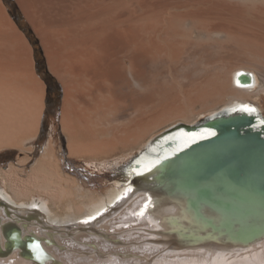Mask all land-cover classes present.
<instances>
[{"label":"bare ground","instance_id":"1","mask_svg":"<svg viewBox=\"0 0 264 264\" xmlns=\"http://www.w3.org/2000/svg\"><path fill=\"white\" fill-rule=\"evenodd\" d=\"M17 1L62 83L69 156L111 158L146 143L147 149L124 165L121 187L103 196L80 190L53 134L35 160L48 86L31 39L0 0V152L18 150V161L2 170L11 196L0 191V264H40L8 247L9 231L34 239L31 252L39 241L53 258L45 264H76L75 253L100 252L103 243L127 246L119 229L136 238L134 248L150 247L139 254L149 257V249V264H264L261 205L233 214L217 201L230 194L203 195L206 183L178 186L165 178L187 173L171 163L196 160L186 152L220 128L235 124L252 136V146L264 145V0ZM207 111L216 114L196 125ZM178 120L183 124L150 140ZM197 192L202 197L194 204ZM60 206L72 209L60 214ZM114 221L121 226L107 225Z\"/></svg>","mask_w":264,"mask_h":264},{"label":"rangeland","instance_id":"2","mask_svg":"<svg viewBox=\"0 0 264 264\" xmlns=\"http://www.w3.org/2000/svg\"><path fill=\"white\" fill-rule=\"evenodd\" d=\"M15 2H16L17 6L20 9L21 14H22V17L20 19V24L22 25V27L24 26L26 29L30 28L31 32L33 33V36H35V38H36V39L34 38V40L38 41V47L39 48L36 45H34V43H33V46L35 48L36 66H37V57H39V55H40L39 50H41V52H42V54H43V56L45 58V61H46V64L48 66V69H49L50 73L56 78V80L58 81V83L60 85L61 91H62V98L60 100V104H59L58 108L55 107V104L49 106V108H47V106H46L45 115H44V122H43V127H42L43 129H42L39 137L36 139V142H37L36 143V145H37V149L36 150L37 151H36L35 156H34L35 160L39 157V155H41L44 147L47 145V143H48V141L50 139V136L53 134L54 138H55V141L57 143V147L59 149V156L61 158L63 167H64L65 171H67L68 173L72 174L73 176H75L79 180V182L81 184V189L80 190L83 193L86 191L87 195H96V194L97 195L100 194V196L107 195L115 187H117V188L121 187V186H118L117 182L122 177L121 176V172H122V169L124 168V165L129 163L133 159V157H135V155L138 156L143 151H145L147 149V143L142 145L139 149H137L133 153L132 152L131 153H129V152H121V153H119V154H117V155H115L114 157H111V158H103V159H97V158H75V157L69 156L68 147H67V137H66V135L63 132L62 124H61L62 102H63V95H64L62 83L60 82L59 78L50 70L47 58L45 56V51H44V49L42 47V44H41L39 36L37 35L36 31L34 30V27L32 26L31 22L28 20V18L25 17L26 15L21 10L22 8L19 6L18 1L15 0ZM6 5H7L8 9L10 10V7L8 6V4H6ZM29 38H30V36H29ZM248 71L252 72V70H249V69H248ZM256 87H258V84L256 85ZM50 101L51 102L55 101V103H56L58 101V94L51 93ZM260 101L262 102V105L264 106V93L262 94V97H261ZM252 102H253L252 105L256 106L255 100H253ZM215 114H216V111L204 112L203 114L200 115L198 120L195 122L196 125H199V124H201L203 122L208 121ZM175 124L176 125H181L183 123L181 121H179V120L176 121V123H174L173 125L168 126V127L164 128V129L160 130L159 132L155 133L150 138V140L155 141L158 137H160V135H162L163 133L173 129V127L176 126ZM17 161H18V150H16V149H6V150H2L0 152V191H6V194H8L9 196H11V193L7 191V181L2 175V170L9 169L11 164L15 163ZM175 163H179V162H175ZM175 163H171V164H175ZM186 163H190V162L184 161V164H186ZM183 179H184V177H183ZM183 179H180V180H175L174 179V182H175L174 184L178 185V186H186V184L183 183L184 182ZM201 197H202V195L197 192L196 197L192 199L193 203L194 204L198 203L197 201H199V199ZM34 198L40 199V195L35 193L34 194ZM47 200H49V199L47 197H45L44 201H47ZM217 201L224 208H230V210L233 211V214H236V213L238 214L240 210L245 211V210L249 209L250 206L256 204L254 202L252 203L251 200L248 201V202L240 200L236 196H233V195H230V199L218 198ZM256 205H258V204H256ZM71 209L72 208H69V206H64V207L60 206V207L56 208V211H58L60 214H64L65 212L70 211ZM107 225L114 226L115 228H119L121 226L119 221H114V222L108 223ZM107 231L111 232L109 230H107ZM120 231H122L123 233L120 232ZM119 232L123 234L124 239L128 237L127 239L129 240V242L127 243V246L126 245H123V246L124 247H128L129 246V248H130V246L133 244L132 247L134 248V246H135L134 242H135L136 238L130 237V236H132V234L128 236L129 233L128 232H124L121 229H119ZM119 232L116 231L117 234H119ZM111 233L114 234L115 232L113 231ZM126 234H127V237L125 236ZM133 234H135V233H133ZM109 236H111V235L109 234ZM117 237H119V236H117ZM119 238H121V240L123 241V237H119ZM128 240H126V242ZM130 240H133L131 245L129 244ZM142 244L140 243V246H138L139 250H138V248H134L133 249L131 247L130 248L131 252H130V250L128 251L130 254H134V250L137 249V250H135L136 251L135 254L138 255L139 257H135V254H134V257H132L133 255H130L129 253L127 255V251L126 250H124L122 248H119L120 246L123 247L121 243H115V244L113 243V244H111L113 249L114 248H118V251L114 250L115 252H113V249H111L112 251L110 250L111 246H108V245L105 244L106 246L109 247V249H108L109 251H105V253H103L104 251L102 252V250L105 247V245L103 243V246L101 245L103 248L100 247L102 249V250L100 249V252H97V251H95L93 249V250H91V251H93V253L89 250V253H92V254H89L88 251H87V252L82 253V254L75 253L74 255L77 254L76 256L79 258V261L81 260L80 261L81 264H84V263L85 264H88V263L89 264L90 263L91 264H100L99 261L102 260V259L103 260L101 261V263L104 264L103 262L105 261V264H107V262L109 261L110 258H111L110 260H112L113 258L114 259L116 258L115 260L118 261V262H115V260H112V261L109 262V264L111 262H113L111 264H114V263L115 264H119L120 262H122V264H123L124 262L122 260H124V259L126 260V258L128 260L124 264H126V263L129 264L131 261L135 262L134 260H136V262H137L138 259H139V261L137 262L138 264H143V260L146 261V259H148V258L150 260H151V258L154 260L155 255H153L154 256L153 257L152 254L149 253L150 252L149 249H147V253L150 254V256H152V257H150V256L149 257H143V258L140 257L139 254L142 253V252L140 253V250H142V249H140L141 247L144 248V253L146 252L145 248H150V247H147V246H144V245L141 246ZM132 249H133V251H132ZM80 250L82 251L81 248H80ZM104 250H107V248L105 247ZM122 250L125 252L126 255L124 254V252H122ZM94 252H96V253H94ZM101 252H102V255L100 256ZM156 252H158V249L155 248L153 254H156ZM114 253L116 255H114ZM96 254H97V256L99 255L98 256L99 258H97ZM78 255H81V256H78ZM91 255H94V256L92 257ZM103 255L105 257H103ZM120 255H122V256H120ZM86 256H87L88 260H90V261H88V260L83 258V257H86ZM81 257L84 260H86V261L83 262L84 260H82ZM101 257H103V258H101ZM128 257L129 258L131 257L130 258L131 261L129 260ZM160 257H162L161 254H160V256H158V258H160ZM94 258H97V259L94 260ZM106 258H108L107 262H106ZM158 258H156V259H158ZM96 260H98V262ZM151 261H149V262L146 261V263L144 262V264H149ZM80 262L77 261L76 264H79ZM86 262H88V263H86ZM136 262L134 264H137ZM131 264H133V263L131 262Z\"/></svg>","mask_w":264,"mask_h":264},{"label":"water","instance_id":"3","mask_svg":"<svg viewBox=\"0 0 264 264\" xmlns=\"http://www.w3.org/2000/svg\"><path fill=\"white\" fill-rule=\"evenodd\" d=\"M250 139H253L252 136L240 134L235 124L228 129L220 128L214 137L195 144L186 152L192 153L196 160L186 164L184 161L174 164L176 167L185 166L187 173L168 175L165 178L174 181L184 177L183 183L192 186L197 182L206 183L208 186L202 190L203 195L210 196V191H217L236 196L243 201L251 200L252 203L264 207V162L260 160V155H264V152H260L264 145L255 140L256 146H252ZM255 160L258 161L255 163ZM6 237L8 247L21 248L28 259L36 260L40 264L53 260L51 254L36 239L35 245L39 249L37 253L36 250H29L33 245L28 241L33 243L34 239L28 238L25 241L10 231L6 233ZM54 262L61 264L56 259Z\"/></svg>","mask_w":264,"mask_h":264},{"label":"trees","instance_id":"4","mask_svg":"<svg viewBox=\"0 0 264 264\" xmlns=\"http://www.w3.org/2000/svg\"><path fill=\"white\" fill-rule=\"evenodd\" d=\"M5 2L10 7L9 11H11L12 16L19 23L21 28L28 34V36H30L32 43H34V45L38 47V41L34 40L35 36H33L31 29L30 28L26 29L24 26L22 27V25L20 24V19L22 17V14L15 0H5ZM39 52H40V55L39 57H37V70L44 77V80H46L47 85H48L47 108H49V106L55 103L54 102L53 104H51L52 102L50 101L51 93L54 91L58 92V101L55 103V107L58 108L60 104V100L62 98V91H61L60 85L58 81L56 80V78L50 73L41 50H39Z\"/></svg>","mask_w":264,"mask_h":264},{"label":"flooded vegetation","instance_id":"5","mask_svg":"<svg viewBox=\"0 0 264 264\" xmlns=\"http://www.w3.org/2000/svg\"><path fill=\"white\" fill-rule=\"evenodd\" d=\"M52 93H54V94H55V93H56V94H58V92H57V91H54V92H52ZM54 102H55V101H53V102H52V104H53ZM54 104H55V103H54Z\"/></svg>","mask_w":264,"mask_h":264}]
</instances>
